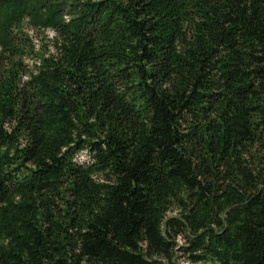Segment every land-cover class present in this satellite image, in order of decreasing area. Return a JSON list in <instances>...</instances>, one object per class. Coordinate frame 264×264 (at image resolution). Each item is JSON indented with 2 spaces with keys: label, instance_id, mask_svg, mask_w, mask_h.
<instances>
[{
  "label": "trees",
  "instance_id": "obj_1",
  "mask_svg": "<svg viewBox=\"0 0 264 264\" xmlns=\"http://www.w3.org/2000/svg\"><path fill=\"white\" fill-rule=\"evenodd\" d=\"M178 258L264 264V0H0V264Z\"/></svg>",
  "mask_w": 264,
  "mask_h": 264
},
{
  "label": "rangeland",
  "instance_id": "obj_2",
  "mask_svg": "<svg viewBox=\"0 0 264 264\" xmlns=\"http://www.w3.org/2000/svg\"><path fill=\"white\" fill-rule=\"evenodd\" d=\"M21 29L23 30L24 34H27L30 38L31 44L35 46V49H47L50 48V38L52 36V31L49 29L46 30H40L36 28H32L30 25H28L26 22H24L21 26ZM25 56V60L27 62H31L32 57ZM79 160H84L87 158V154L85 151H81L78 155ZM180 242L182 241L180 238H178ZM181 264H187L186 261L183 258L177 259Z\"/></svg>",
  "mask_w": 264,
  "mask_h": 264
}]
</instances>
